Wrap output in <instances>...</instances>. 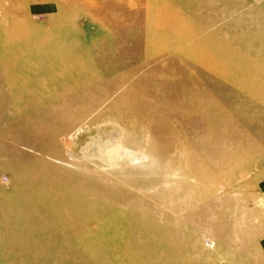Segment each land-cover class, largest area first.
<instances>
[{"label":"rangeland","instance_id":"374dc122","mask_svg":"<svg viewBox=\"0 0 264 264\" xmlns=\"http://www.w3.org/2000/svg\"><path fill=\"white\" fill-rule=\"evenodd\" d=\"M263 198L264 0H0V264H258Z\"/></svg>","mask_w":264,"mask_h":264},{"label":"bare ground","instance_id":"6f19581e","mask_svg":"<svg viewBox=\"0 0 264 264\" xmlns=\"http://www.w3.org/2000/svg\"><path fill=\"white\" fill-rule=\"evenodd\" d=\"M191 48H192V46H191ZM190 48V49H191ZM192 50V49H191ZM197 55L199 56V58L202 60V61H205L208 65L210 64L209 62H210V60H209V58L207 57L208 56V52H207V50L205 49V48H201L200 50H199V52L197 53ZM206 64V65H207ZM254 89H255V87H254ZM253 93H255L254 91H253ZM143 97V96H142ZM141 103L142 104H139V105H141V107H139L140 109H138V107H133V108H131L132 109V111H130V112H142L143 110H146L143 106H146L145 104H143V102L141 101ZM135 108V109H134ZM199 123H198V125L196 126L197 127V130H202L203 128H204V126H205V123H206V120H207V117H206V115H200L199 117ZM73 122H75V120H73V121H71L70 123H73ZM114 136H116V135H114ZM117 137V136H116ZM114 138V141L112 140V143L114 144V145H117V146H123L122 145V143L124 144V142H126L127 141V139L124 137L123 138V135H119V139L118 138ZM122 148V147H121ZM123 152V151H122ZM116 154H118V150L115 152ZM112 156V155H111ZM120 156V155H119ZM205 161V160H204ZM204 161H202V162H200L199 161V163L198 162H195L193 165H190V169H191V171L193 170V171H197L198 170V168H199V166L200 167H202V170H199V175H200V179L202 180V181H204V182H208V180H209V174H208V169H207V167H208V165H207V167H206V164L204 163ZM206 162V161H205ZM196 165H198V168L197 169H195L196 168ZM195 169V170H194ZM202 172V174H200L201 172ZM188 172H190V171H188ZM101 176V175H100ZM103 176V175H102ZM103 177H106V175L105 176H103ZM77 188H76V186L74 187V188H66V192H67V196H68V198H76V196L78 195L77 194V190H76ZM84 191H85V189H83ZM103 192H105V189H103V188H97V190H93V192L91 193V195L93 196V198L95 199V197H94V195H97L96 197H98V200H99V203L101 204H99L98 203V207L96 206V203L95 202H92V197L90 196V195H88V197H86V199L84 200V205L85 206H87L88 208H94V206H96L95 208H96V212L98 213V214H100L101 216H99L97 219H100L101 221H103V223L102 224H100V227L101 228H103V233H102V236L105 238V239H109V240H119V241H127L126 240V237L127 236H136V233L137 232H135L134 234L132 233V231L130 232V231H128V232H130V233H128V232H124L123 230L122 231H120V229H119V227L118 228H116V227H114V229L112 230V231H110L111 230V227H109L108 225H110L108 222H110L112 219H115V220H117L118 222H121V221H128V222H133V221H135V216H136V213L135 212H132L131 214H126V213H124L123 212V209H124V207L121 205V206H119L120 207V209L121 210H119V209H117L115 206H113V205H111V204H108V203H106V205H104L102 202H101V195H102V193ZM71 200V199H70ZM162 202H163V200H161ZM72 203H70L69 204V207L70 208H72L71 205ZM107 206H109L110 207V210H107L106 208H107ZM106 209V210H105ZM112 209V210H111ZM107 211H111V213L110 214H106V212ZM138 217H140V216H138ZM137 217V218H138ZM112 218V219H111ZM70 222H74L75 224H76V222L78 223V225L77 226H81V221H79V218H76L75 219V217H73V215H71L70 216ZM84 222V221H83ZM91 224H93L92 222L90 223V225ZM73 225V224H72ZM110 229V230H109ZM136 231L138 230L139 231V233H141V234H143V235H145L146 236V234H148V235H150V236H152V235H157V236H163L164 237V233H165V230L163 229V230H161V231H153V230H146V229H144V228H136L135 229ZM169 234V233H168ZM169 235H171V234H169ZM137 248H139V246H137L135 249H136V251H137ZM142 248V247H141ZM140 248V249H141ZM179 263L180 264H182L181 263V260L179 261Z\"/></svg>","mask_w":264,"mask_h":264},{"label":"crops","instance_id":"0c3cea01","mask_svg":"<svg viewBox=\"0 0 264 264\" xmlns=\"http://www.w3.org/2000/svg\"><path fill=\"white\" fill-rule=\"evenodd\" d=\"M257 247L260 249L261 255L264 256V252H262V251H264V240L263 241H258ZM258 264H264V261L259 260Z\"/></svg>","mask_w":264,"mask_h":264},{"label":"built area","instance_id":"2783aa9c","mask_svg":"<svg viewBox=\"0 0 264 264\" xmlns=\"http://www.w3.org/2000/svg\"><path fill=\"white\" fill-rule=\"evenodd\" d=\"M263 201H264V198H263Z\"/></svg>","mask_w":264,"mask_h":264}]
</instances>
